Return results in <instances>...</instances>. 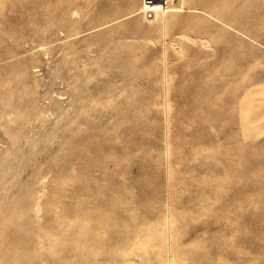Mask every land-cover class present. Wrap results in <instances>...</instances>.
Returning <instances> with one entry per match:
<instances>
[{
	"label": "rangeland",
	"instance_id": "374dc122",
	"mask_svg": "<svg viewBox=\"0 0 264 264\" xmlns=\"http://www.w3.org/2000/svg\"><path fill=\"white\" fill-rule=\"evenodd\" d=\"M250 1L0 0V264H264Z\"/></svg>",
	"mask_w": 264,
	"mask_h": 264
},
{
	"label": "built area",
	"instance_id": "2783aa9c",
	"mask_svg": "<svg viewBox=\"0 0 264 264\" xmlns=\"http://www.w3.org/2000/svg\"><path fill=\"white\" fill-rule=\"evenodd\" d=\"M178 0H143L141 12L148 20L154 19L158 14L167 13Z\"/></svg>",
	"mask_w": 264,
	"mask_h": 264
},
{
	"label": "bare ground",
	"instance_id": "6f19581e",
	"mask_svg": "<svg viewBox=\"0 0 264 264\" xmlns=\"http://www.w3.org/2000/svg\"><path fill=\"white\" fill-rule=\"evenodd\" d=\"M67 1H68V0H67ZM69 1H71V0H69ZM252 1L254 2L255 0H252ZM252 1H250V2L253 3ZM262 1L264 2V0H262ZM248 2H249V0H248ZM257 2H259V1L256 0L255 3H257ZM260 2H261V1H260ZM63 3H65V1H64ZM67 3H68V2H67ZM251 3H250V4H251ZM248 4H249V3H248ZM250 4H249L250 7H251V5H252V6L254 5V4H251V5H250ZM66 5H67V4H66ZM66 5H65V6H66ZM255 5L257 6V4H255ZM255 5H254V6H255ZM68 6H69V5H68ZM142 6H143V4H142ZM64 8H66V7H63V9H64ZM253 8H254V7H253ZM258 9H259V8H258ZM68 10H69V8H68ZM65 11H66V10H65ZM65 11H64V12H65ZM66 12H67V11H66ZM66 12H65V13H66ZM253 12H254V11H253ZM260 12H261V9H260ZM260 12H259V13H260ZM246 13H247V12H246ZM259 13H257V14H259ZM250 14H251V13H250ZM263 14H264V13H263ZM79 15H80V14H79ZM158 15H165V13L158 14ZM158 15H157V16H158ZM252 15H253V14H252ZM260 16H261V15H260ZM256 17H257V16H256ZM261 18H263V17H261ZM64 19H65V17H64ZM154 19L156 20L157 18L155 17ZM60 21H61V20H60ZM62 21H63V20H62ZM39 32H41V31H39ZM32 43H33V42H32ZM41 43H42V42H41ZM27 44H28V43H27ZM26 47H27V46H26ZM39 50H40V49H39ZM30 51H31V50H30ZM39 55H40V54H39ZM25 58H26V57H25ZM26 59H27V58H26ZM33 59H34V58H33ZM26 61H28V59H27ZM26 61H25V62H26ZM31 61H32V60H31ZM33 62H34V61H33ZM2 69H3V68H2ZM3 85H4V83H3ZM1 86H2V85H0V89H1ZM4 89L6 90V88H4ZM9 92H10V91H9ZM2 94H3V92H2ZM9 94H10V93H9ZM9 94H8V95H9ZM2 97H4V95H3ZM5 99H6V96H5ZM63 111H64V110H63ZM41 115H42V114H41ZM42 116H43V115H42ZM38 118H39V117H38ZM42 118H43V117H42ZM25 120H26V119H25ZM40 120H41V119H40ZM60 120H61V119H60ZM42 121H43V120H42ZM25 122H26L25 125L28 124V123H30L29 120H28V123H27V121H25ZM40 122H41V121H40ZM44 123H45V121H44ZM46 126H47V125H46ZM6 172H7V171H6ZM1 197H2V196H1ZM117 197H118V196H117ZM0 200H1V199H0ZM108 203H109V202H108ZM103 204H104V203H103ZM110 204H111V203H110ZM38 206H39V205H38ZM63 216H64V215H63ZM66 217H68V216H66ZM168 227H169V226H168ZM169 233H170V232H169ZM169 235H170V234H169ZM169 237H170V236H169ZM54 238H55V237H54ZM57 238H58V237H57ZM169 239H170V238H169ZM169 259H170V258H169ZM170 261H171V260H170ZM170 264H171V263H170Z\"/></svg>",
	"mask_w": 264,
	"mask_h": 264
}]
</instances>
